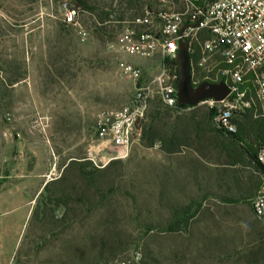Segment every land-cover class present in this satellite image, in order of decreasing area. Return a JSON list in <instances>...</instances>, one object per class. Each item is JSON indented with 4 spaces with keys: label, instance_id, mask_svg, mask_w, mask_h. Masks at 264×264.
<instances>
[{
    "label": "rangeland",
    "instance_id": "rangeland-1",
    "mask_svg": "<svg viewBox=\"0 0 264 264\" xmlns=\"http://www.w3.org/2000/svg\"><path fill=\"white\" fill-rule=\"evenodd\" d=\"M87 1L95 13L76 0H0V138L17 142L27 130L37 133V144L48 146L56 164L50 182L71 161L84 162L100 171L98 185L109 194L102 201L70 170L66 187L74 200L45 216L43 192L17 263L264 264V225L249 203L264 171L208 123V105L173 114L184 138L175 152L140 140L125 160L103 167L92 162L102 158L98 116L133 96L113 46L122 30L115 21L141 7H129L128 0ZM158 1L143 0V8H157ZM168 1L180 8V0ZM66 8L78 10L79 25L66 26ZM111 9L110 21L101 23L99 10ZM136 62L145 79L156 75L157 58ZM25 121L31 129L16 127ZM254 122L264 124L247 115L239 126Z\"/></svg>",
    "mask_w": 264,
    "mask_h": 264
},
{
    "label": "built area",
    "instance_id": "built-area-1",
    "mask_svg": "<svg viewBox=\"0 0 264 264\" xmlns=\"http://www.w3.org/2000/svg\"><path fill=\"white\" fill-rule=\"evenodd\" d=\"M120 11L127 14L123 8ZM78 17V10L66 8L63 21L67 27L77 26ZM115 23L122 30L113 46L122 57L119 65L132 82L133 96L121 108L98 116L96 137L102 158H91L97 167L128 158L142 138L153 100L179 109L180 41L189 47L194 87L223 81L230 89L220 102L207 99L200 103L214 110L215 130L236 134L247 115L264 123V0H180L179 9L168 0H159L157 8L147 5L141 14ZM156 58V75L145 79L136 61ZM256 161L264 171V145ZM250 205L255 216L264 220V178Z\"/></svg>",
    "mask_w": 264,
    "mask_h": 264
},
{
    "label": "crops",
    "instance_id": "crops-1",
    "mask_svg": "<svg viewBox=\"0 0 264 264\" xmlns=\"http://www.w3.org/2000/svg\"><path fill=\"white\" fill-rule=\"evenodd\" d=\"M16 127L32 125L25 121ZM26 132L17 142L0 138V264H18L17 253L34 208L51 180L49 173L57 172L48 146L37 144V133Z\"/></svg>",
    "mask_w": 264,
    "mask_h": 264
},
{
    "label": "trees",
    "instance_id": "trees-1",
    "mask_svg": "<svg viewBox=\"0 0 264 264\" xmlns=\"http://www.w3.org/2000/svg\"><path fill=\"white\" fill-rule=\"evenodd\" d=\"M76 2L77 7L81 8L84 11L95 13L98 10L97 7L91 5L87 0H76ZM143 4V0H128L129 7H141L140 12H136V14H140L143 12ZM148 7L153 9L152 5L148 4ZM112 12V9L107 11L99 10L100 14L98 18L101 23L110 21ZM191 108L196 109V107H190L186 105L179 106V109L183 110ZM177 111L178 109H171L164 106L158 99L153 100L151 102L150 109L145 120L149 123H146L145 126H143L141 143L147 148H153L155 145L159 144L164 148V151L170 153L175 152L177 150V147L183 145L184 138L183 134L181 133V126L178 122L179 117H176V119L173 121V114ZM213 115L214 110L209 109L206 120L208 121V123H211V125ZM217 132L221 134L224 141L229 143V146H236L239 149L244 150L250 155L252 160H256L257 152L260 146L264 145V124H260L259 122L251 123L248 125V127L244 128L239 126L238 132L236 134H227L221 131ZM239 162L240 161H234V163ZM259 168L260 170H262L261 166L258 164V169ZM70 170L71 173L76 174L77 177L83 180L90 189L100 194L102 196V201L106 200L109 197V194L101 192L98 185V173L100 171L91 169L89 165L84 162L71 161V163L65 168L63 175L59 179L53 180L45 186L44 192L45 194H47V197L43 201V215L46 216L48 212H52L55 210V208H58L60 206H67L71 201L74 200L73 196L69 193L66 187V176H68ZM259 186L260 184H257L256 188H258ZM83 199L84 197H77L76 201L87 203V201ZM89 210L90 208L88 207V211ZM67 215V209H65L63 217H66ZM259 221L262 223V225H264V220L259 219Z\"/></svg>",
    "mask_w": 264,
    "mask_h": 264
},
{
    "label": "water",
    "instance_id": "water-1",
    "mask_svg": "<svg viewBox=\"0 0 264 264\" xmlns=\"http://www.w3.org/2000/svg\"><path fill=\"white\" fill-rule=\"evenodd\" d=\"M177 64L179 71L177 94L179 105L196 107L207 99H213L216 102H220L230 94V89L223 81L219 83L203 82L197 87L193 86L191 57L188 44L185 41L179 42Z\"/></svg>",
    "mask_w": 264,
    "mask_h": 264
}]
</instances>
